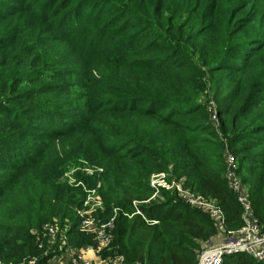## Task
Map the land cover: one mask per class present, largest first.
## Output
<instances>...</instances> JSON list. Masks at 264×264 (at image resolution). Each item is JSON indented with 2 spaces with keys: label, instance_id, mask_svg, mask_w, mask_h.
I'll list each match as a JSON object with an SVG mask.
<instances>
[{
  "label": "trees",
  "instance_id": "16d2710c",
  "mask_svg": "<svg viewBox=\"0 0 264 264\" xmlns=\"http://www.w3.org/2000/svg\"><path fill=\"white\" fill-rule=\"evenodd\" d=\"M189 44L204 65L208 47L218 57L202 68L188 58ZM178 55L186 59L180 65ZM217 72L228 81L217 84ZM207 74L216 85L218 122L208 107L211 92L204 96ZM227 147L264 222V0H0L5 264H50L61 251L45 238L40 248L32 231L48 221L69 226L71 246L94 243L79 228L83 186L60 181L67 160L82 157L103 169L76 174L87 188L104 190L99 216L110 219L119 208L104 257L197 264L199 242L216 233L208 214L165 189L167 199L140 205L142 214H134L133 201L149 198L151 174L172 165L239 228L243 208L226 177ZM100 176L104 187L95 181ZM19 183L22 196L15 195ZM223 264L264 260L239 252Z\"/></svg>",
  "mask_w": 264,
  "mask_h": 264
},
{
  "label": "built area",
  "instance_id": "2783aa9c",
  "mask_svg": "<svg viewBox=\"0 0 264 264\" xmlns=\"http://www.w3.org/2000/svg\"><path fill=\"white\" fill-rule=\"evenodd\" d=\"M208 107L213 120L218 122L217 106L210 102ZM225 158L228 183L243 208L244 223L236 229L228 226L226 212L215 200L187 187L184 179L177 178L173 173L170 175L167 171H159L150 176V184L154 188L151 198L156 197L158 191L167 189L176 193L183 202L208 214L213 221L216 229L214 239L211 237L212 239L202 241L197 264H223L226 256L239 252H245L257 260H264V222L254 214L249 189L238 171L237 158L228 147L225 150ZM79 169L89 175L95 171L93 168ZM99 170L103 169L99 168ZM76 182V178L71 173L69 183L83 186L86 192L84 202L77 210L80 218L79 228L82 232L92 234L94 243L81 247L71 246L67 235L69 226L62 228L58 222H46L42 227L32 230L37 238L38 246L43 248L44 238L47 239L49 248L57 246L61 251L59 255H66L69 264H96L95 258H100L104 264H126L123 254L115 252L106 257L102 255L103 251L112 248L115 219L119 208H115V214L110 219L102 220L99 213L104 211V202L98 189L87 188L83 181ZM135 213L142 214L137 206ZM147 221L158 223V220L154 219ZM35 261L33 259L30 262L34 264ZM0 264H5L1 258Z\"/></svg>",
  "mask_w": 264,
  "mask_h": 264
},
{
  "label": "rangeland",
  "instance_id": "374dc122",
  "mask_svg": "<svg viewBox=\"0 0 264 264\" xmlns=\"http://www.w3.org/2000/svg\"><path fill=\"white\" fill-rule=\"evenodd\" d=\"M192 14L195 15V13H190L187 16V18L191 17ZM205 51H206L205 54H206V56L208 58L207 59V65H204L203 64V60L199 59L200 54H199L197 48H195L194 45H192V44L188 45L187 56H188V58H190L194 62H197L198 65L202 66V68H209V66L215 62L216 58L218 57L219 52L214 47H208ZM176 58H177L176 59V63L178 65L182 64V62H184L186 60V59L184 60V57H180L179 55ZM211 77H212V75H208V74L203 77V81L205 82V84L207 86V88L204 90V93H205L204 96L207 95L208 92H211L210 96H208L210 98L209 103L212 102L213 104H215L217 106V103L215 101L216 99L212 96V94L214 93L213 90H214L216 85L212 81ZM213 78L216 79L217 84H223L222 82L228 81V79L225 78V73H221V72L213 73ZM146 125H147V127L155 128V126L157 124H156L155 121H150ZM67 162L68 163L65 165V167L63 169L64 172L62 174V177L60 178V181L63 182V183L69 182L71 173H73L74 178H76V174L80 171L79 168H91V169L93 168V169H95V171L93 172V175L96 174V172L100 171L99 167H97L95 165H92L89 162L85 161L83 159V157L82 158H78L77 161H75L73 159H69V160H67ZM172 168H173L172 165H170L168 170H167V172H169L170 175H172L171 173H173V169ZM81 172H83V171H81ZM154 173H156V172H154ZM87 175H89V174H87ZM95 181H97L98 187H101V185H102V187H104V184H105L104 177L100 176L99 178H96ZM85 183H84V185H85ZM162 190L158 191L157 196L154 197V198H151V196H150L149 198H146V199L134 200L133 204L135 205V207L136 206L139 207L140 205H148V204H150L151 202H154V201H157V202L164 201L165 199H167V197L165 196V194L163 193ZM165 190H167V189H165ZM98 192H99V194H101V193L104 192V190L101 188V192L99 190H98ZM15 195L16 196H22L23 195L22 183L18 184L17 189L15 191ZM134 202H136V203H134ZM126 214H130V213H126ZM213 239H214V237H213ZM202 241L199 242V248L196 251V253H198V254H199V251H200V247H201Z\"/></svg>",
  "mask_w": 264,
  "mask_h": 264
},
{
  "label": "crops",
  "instance_id": "0c3cea01",
  "mask_svg": "<svg viewBox=\"0 0 264 264\" xmlns=\"http://www.w3.org/2000/svg\"><path fill=\"white\" fill-rule=\"evenodd\" d=\"M95 263L96 264H104L100 258H95ZM50 264H69V263L67 262V256L66 255H57L56 257H54L51 260Z\"/></svg>",
  "mask_w": 264,
  "mask_h": 264
}]
</instances>
